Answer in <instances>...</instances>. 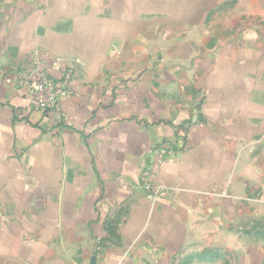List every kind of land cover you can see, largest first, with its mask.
<instances>
[{
	"label": "crops",
	"instance_id": "crops-1",
	"mask_svg": "<svg viewBox=\"0 0 264 264\" xmlns=\"http://www.w3.org/2000/svg\"><path fill=\"white\" fill-rule=\"evenodd\" d=\"M262 263L264 0H0V264Z\"/></svg>",
	"mask_w": 264,
	"mask_h": 264
},
{
	"label": "built area",
	"instance_id": "built-area-1",
	"mask_svg": "<svg viewBox=\"0 0 264 264\" xmlns=\"http://www.w3.org/2000/svg\"><path fill=\"white\" fill-rule=\"evenodd\" d=\"M61 62L60 57L55 58ZM78 60L65 65L60 78L53 79L36 68L22 69L12 77L4 79L8 85L25 87L30 107L48 114L54 124L65 119L61 99L71 92L74 75L78 69ZM162 149H149L146 162L142 164V188L150 197L166 194L169 188L156 178L157 169L163 159Z\"/></svg>",
	"mask_w": 264,
	"mask_h": 264
},
{
	"label": "trees",
	"instance_id": "trees-1",
	"mask_svg": "<svg viewBox=\"0 0 264 264\" xmlns=\"http://www.w3.org/2000/svg\"><path fill=\"white\" fill-rule=\"evenodd\" d=\"M262 264H264V263H262Z\"/></svg>",
	"mask_w": 264,
	"mask_h": 264
}]
</instances>
